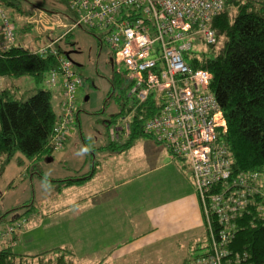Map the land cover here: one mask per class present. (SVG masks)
Returning <instances> with one entry per match:
<instances>
[{"label":"built area","instance_id":"obj_1","mask_svg":"<svg viewBox=\"0 0 264 264\" xmlns=\"http://www.w3.org/2000/svg\"><path fill=\"white\" fill-rule=\"evenodd\" d=\"M64 1L72 25L37 51L39 56L55 57L57 67L49 72L47 84L56 87L59 81L66 106L54 130V148L64 143L75 94L82 85L72 64L54 49V44L76 28L105 30L114 65L124 67V72L117 74L129 86L133 101L129 114L133 116L153 103L157 112L142 120V133L163 144L171 158L185 161L190 168L207 251L189 264H250L248 254L235 251L233 245L239 227L243 228L244 213L255 210L264 221V174L232 178L229 153L221 141L227 131L226 122L215 96L209 92L213 77L207 71L193 70L184 59L185 53L192 50L193 38L199 36L208 46L216 43L211 22L223 10L224 0ZM34 11L28 23L44 33L63 26L57 16ZM0 33L4 49L14 44V26L1 10ZM122 120V125L109 130L111 139L129 137L131 119ZM22 225L17 222L6 226L0 240Z\"/></svg>","mask_w":264,"mask_h":264},{"label":"rangeland","instance_id":"obj_2","mask_svg":"<svg viewBox=\"0 0 264 264\" xmlns=\"http://www.w3.org/2000/svg\"><path fill=\"white\" fill-rule=\"evenodd\" d=\"M21 2L24 9L31 11V15L24 23H28L33 14H36L34 10H37L47 17L57 16L63 26L60 29L56 27L55 33L44 34V38L35 30L25 35L17 31L15 45L30 50H34L41 42L46 46L62 36L72 25V15L64 0H21ZM0 10L8 18L12 15L11 9L0 8ZM18 21L16 22L21 25V20ZM106 38L105 30L82 27L72 30L66 39L58 41L57 47L63 57L72 64L74 72L82 81L75 94L73 115L68 121L65 140L61 147L56 148L51 155H42L33 166L24 158L20 163L18 160L20 156H15L0 176V233L7 225L22 222L23 225L14 233L20 234L18 239L12 242L14 252L34 256L42 253L44 248L67 247L74 254L73 264H105L106 261L108 264H189L207 251L202 221L193 231H183V228L181 230L183 232L175 236H162L158 240L144 237L139 243H135L136 237L146 229L145 225L142 224L135 232L131 228L125 231L128 227L125 223L108 227L102 215L107 209L104 204L105 191L99 186V178L95 179L92 186H86L87 184L68 186L64 182L81 179L80 182L85 183L84 173L93 163V154L95 157H105L110 169L115 167L117 164L110 162L111 153L103 149L110 142L107 129L118 128L123 124L122 118L132 117L128 113V109L133 105L129 97V86L121 74H117L119 71L123 73L124 67L119 68L114 65ZM1 41L0 33L2 50L4 48ZM191 42L193 47L190 52L211 56L208 53L209 48L200 42L199 36L193 38ZM47 79L48 76L45 75L41 83H36L30 76L13 79L10 82L0 78V88L3 89L11 84L15 87L17 99H23L37 89H48L52 93V108L61 119L66 109L61 85L58 81L56 87H48ZM122 105L125 114L115 117ZM113 119L116 122H112ZM146 143L151 144L149 148ZM155 143L152 138L140 137L134 141L130 151L112 160L132 163V160L137 161V158L143 162L142 165L152 161L151 159L158 161L160 159L153 152L152 146L163 149L164 145ZM181 163L184 165L183 173L191 178L189 166L184 161ZM105 166L106 164L101 168ZM145 167L148 168L146 164ZM61 181L66 186H63ZM95 204L96 217L101 218V224L108 236L101 240L89 239L90 208ZM56 211L62 213L52 219H46L51 215L50 212ZM141 217L145 220L143 211L138 215V218ZM44 220L47 221L45 226ZM98 227L101 232L102 228L100 225ZM12 235L2 240L5 241ZM106 242L114 244V247L118 246V249H114L116 252L124 247L123 260L115 261L116 257L110 253L113 250L108 249ZM57 257L59 255L50 256V259L54 260L53 264L57 261ZM68 259L66 255L65 260Z\"/></svg>","mask_w":264,"mask_h":264},{"label":"trees","instance_id":"obj_3","mask_svg":"<svg viewBox=\"0 0 264 264\" xmlns=\"http://www.w3.org/2000/svg\"><path fill=\"white\" fill-rule=\"evenodd\" d=\"M21 3V0H0V8L12 10L9 18L5 16L14 26V39L17 31L24 35L35 26L24 23L31 11L24 9ZM211 29L216 36L214 45H206L211 56L188 52L184 55L185 62L193 70L207 71L213 77L209 92L215 96L226 122L227 131L221 141L229 153L232 178L264 174V0H224V8L212 20ZM57 43L54 49L62 54ZM37 51L15 45V42L7 49H0V78L10 82L30 76L36 83H41L45 75L49 78L57 61L50 54L39 56ZM14 88L11 84L0 88V176L15 156H20V163L24 158L33 166L42 155H51L55 150L52 140L59 118L52 108V93L48 89H37L17 99ZM151 104L141 107L132 116L127 139L113 140L107 129L110 142L103 149L122 153L130 149L136 139L148 137L142 133L141 123L157 112ZM130 111L131 108L128 113ZM124 112L122 105L115 117L123 116ZM80 181L64 182L72 186ZM241 226L234 240V250L246 252L250 264H263L264 221L252 210L244 213ZM55 255H59L55 264L74 263L73 252L65 247L30 256L17 254L12 244L7 243L0 247V264H53L50 256ZM66 255L68 260H65Z\"/></svg>","mask_w":264,"mask_h":264},{"label":"crops","instance_id":"obj_4","mask_svg":"<svg viewBox=\"0 0 264 264\" xmlns=\"http://www.w3.org/2000/svg\"><path fill=\"white\" fill-rule=\"evenodd\" d=\"M33 30L37 31L40 37L44 38L43 30L37 27H34ZM42 47H44V42L39 43L34 48V51ZM4 81L6 82V80ZM144 138L148 139L150 137ZM146 145L149 148L151 144L146 143ZM152 147L153 152L160 160L154 161L151 159L153 162H145L148 168L145 167V164L142 165L143 162H140L137 158V161L132 160V163L121 162L118 159L117 162H113L112 159L117 156H123L131 148L122 153L109 151L111 153L110 162L117 164L111 169L106 163L107 159L105 157H95L93 154V163H91L88 171L84 173L83 179L85 178V181L83 182L85 183L78 182L72 185L83 186L87 184L86 186H92L93 182L96 181L95 179L99 178V186H102V190L105 191L104 204L107 209L102 215H104V221L108 227L111 228L113 225L117 226V224L125 223L128 224L125 231L131 228L135 232V230L138 231L141 228L142 224L145 225L146 229L141 235L136 237L135 243H139V240L144 237L158 240L162 236L171 237L183 231H193L197 229L200 221L203 222L202 211L192 184V179L189 178L188 174L185 175L183 173L184 165L181 163L182 160L171 158L165 146L163 149L157 146ZM104 164L106 166L101 168ZM61 183L63 186H66L62 181ZM110 204H113V206H109ZM96 207L97 205L95 204L93 208H90V240H101L108 237L104 226L101 224V218L96 217ZM142 211L145 220L142 217L138 218V215H141ZM50 213L51 215L46 219L57 217L62 212L56 211ZM46 222L44 220V226ZM98 225L102 228L101 232ZM18 235L20 234H15L5 241H0V243L2 245L7 243L12 244V242L18 239ZM126 242L128 244L129 241L127 240ZM106 244L108 245V249L113 250L110 253L116 257L115 261L120 262L123 260L122 250L124 247L116 252L114 249H118V246L114 247V244L111 245L108 242ZM50 249L52 248H44V251ZM107 262L105 264H108Z\"/></svg>","mask_w":264,"mask_h":264}]
</instances>
